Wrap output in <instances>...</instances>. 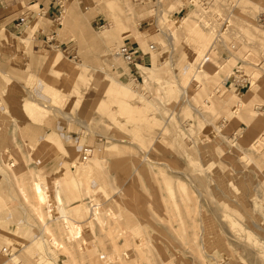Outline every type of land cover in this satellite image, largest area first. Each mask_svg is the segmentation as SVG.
<instances>
[{
	"label": "rangeland",
	"instance_id": "rangeland-1",
	"mask_svg": "<svg viewBox=\"0 0 264 264\" xmlns=\"http://www.w3.org/2000/svg\"><path fill=\"white\" fill-rule=\"evenodd\" d=\"M92 1L0 29V264H264V0Z\"/></svg>",
	"mask_w": 264,
	"mask_h": 264
},
{
	"label": "crops",
	"instance_id": "crops-1",
	"mask_svg": "<svg viewBox=\"0 0 264 264\" xmlns=\"http://www.w3.org/2000/svg\"><path fill=\"white\" fill-rule=\"evenodd\" d=\"M92 2H94L95 6H97L98 4V9H101V7H99V5L101 6L102 4L101 0H93ZM95 8L97 9V7ZM31 9H35L38 12H42L43 14L42 16H45L47 14L48 18H50V17H54L57 15L58 3H57V0H0V29H4L7 31V27H11L12 24L10 23V19L12 18L10 17L15 12L24 10L25 12L28 13L29 10ZM28 14L29 16H31L30 15L31 13H28ZM46 38L49 39L48 36H46ZM124 39H128V38H124ZM122 44H126V43H124L123 41ZM129 47L132 49L135 55L136 48L131 47V46ZM139 56H143V55H139ZM127 65H131V64H127ZM137 66L141 67L140 65H137ZM131 69L134 72L137 68L131 67Z\"/></svg>",
	"mask_w": 264,
	"mask_h": 264
},
{
	"label": "bare ground",
	"instance_id": "bare-ground-1",
	"mask_svg": "<svg viewBox=\"0 0 264 264\" xmlns=\"http://www.w3.org/2000/svg\"><path fill=\"white\" fill-rule=\"evenodd\" d=\"M199 30V29H198ZM197 30V31H198ZM199 31H201V30H199ZM168 37V40L169 39H171L170 37H169V35L167 36ZM125 63V62H124ZM191 66V65H190ZM187 73V72H186ZM230 75V74H229ZM227 77L228 76H226V78L224 79V81L223 82H221V84L223 85L224 84V82L226 81V79H227ZM222 88V87H221ZM30 97V96H29ZM29 99V98H28ZM35 101V99L34 98H31L30 97V100L29 101ZM43 106H45L46 108L48 107V106H46L45 104H42ZM28 112H30V110L28 109V108H25ZM32 115V114H31ZM251 116H253V115H251ZM72 120V119H71ZM73 121V120H72ZM73 123V122H72ZM84 128H86V127H84ZM238 140H240V139H238ZM256 143V142H255ZM17 150V149H16ZM131 176V175H130ZM194 176V175H193ZM130 181V180H129ZM197 184H198V186L199 187H202L203 186V183H202V179H200V178H198L197 179ZM130 183V182H129ZM196 184V185H197ZM126 186H128V183L124 186V188L126 187ZM197 186V187H198ZM42 187H43V183H41V181H39L38 179H35V180H33L32 182H31V196H33V197H35V201H37V202H35L36 204L34 205V208L33 209H35V210H37V211H39V206H40V204H42L43 202H46V199H44V197H43V194H42ZM122 190V189H121ZM196 190V189H195ZM54 198H55V203H56V210L58 211V217H60V219H62V223L65 225V227L68 229V231H69V233L71 234V237H72V239H74V238H76L77 236H79L78 235V233H79V231H77V230H75L74 229V226H73V224H72V222L69 220V217L67 216V213H66V211H65V208H64V206H63V201H62V197H61V195H60V190H59V187H58V184L56 183V185L54 186ZM119 194V193H118ZM32 200L34 201V199L32 198ZM39 205H38V204ZM214 206V205H213ZM95 207V206H94ZM49 210L50 209H48L47 210V216L48 217H50L51 215L49 214ZM148 213V212H147ZM93 216H94V219L95 220H98V215L95 213V212H93ZM150 217H153V216H151L150 215ZM38 218H40V220H43V216L41 215V213L40 212H38ZM56 219V218H55ZM151 219V218H150ZM51 220H52V218H51ZM152 221V220H151ZM232 221V220H231ZM233 222V221H232ZM165 226V225H164ZM44 230H46V229H48L46 226H44ZM44 233V232H43ZM169 233V232H168ZM192 233V232H191ZM45 234H46V232H45ZM174 234V233H173ZM49 235V234H48ZM175 236V235H174ZM202 238V237H201ZM203 239H205V240H208L206 237L204 238L203 237ZM52 241V240H51ZM55 244V243H54ZM155 249V251H156V253L154 254L155 256H156V261H157V255H158V261L157 262H159L158 264H166L165 262H164V260H163V258L160 256V250L159 249H157V248H154ZM157 254V255H156ZM121 263V262H120Z\"/></svg>",
	"mask_w": 264,
	"mask_h": 264
},
{
	"label": "built area",
	"instance_id": "built-area-1",
	"mask_svg": "<svg viewBox=\"0 0 264 264\" xmlns=\"http://www.w3.org/2000/svg\"><path fill=\"white\" fill-rule=\"evenodd\" d=\"M65 1L66 0H57V3L61 7V6H63ZM58 17H60V16H58ZM24 21H25L24 16L19 17V21H18L19 24H22ZM257 22L261 26H264V11H262L261 13H259L257 15ZM149 48H153V46L150 45ZM112 53H113V56L115 58L121 59L126 64H133V62H134V53H133L132 49L127 44H121V45L117 46L113 50ZM241 73H242L241 67H236L231 72V74L227 77L226 81L224 82V86H226L227 83H228V85H229V83L231 85L237 84V83H239L241 85L246 84V82L248 81L247 77H245V75L244 74L242 75ZM83 151H84L83 159H86L87 158V154H86L87 149H84Z\"/></svg>",
	"mask_w": 264,
	"mask_h": 264
}]
</instances>
